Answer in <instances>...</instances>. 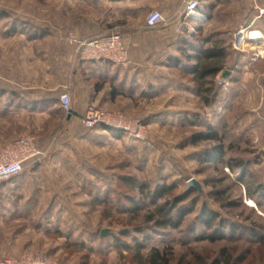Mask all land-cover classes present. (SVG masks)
<instances>
[{
	"label": "rangeland",
	"instance_id": "obj_1",
	"mask_svg": "<svg viewBox=\"0 0 264 264\" xmlns=\"http://www.w3.org/2000/svg\"><path fill=\"white\" fill-rule=\"evenodd\" d=\"M68 7L62 0H0L3 91L14 84L68 83L73 68L64 65L61 57L50 56L48 50L53 34L65 35L64 38L74 42L71 25L61 23L64 20L61 8L65 16L79 14L82 9ZM205 18L203 15V24ZM13 26L17 28L14 33ZM189 26L191 30L186 28L184 32L194 35L195 26ZM46 32L51 34L48 39L39 38ZM230 45L229 52L232 48L236 51L228 57V67L216 76L214 85L218 94L212 106H205L194 93L189 74L171 69L166 75L178 84L172 87L162 84L164 92L158 99L151 95L133 98L135 105L138 99L142 102L135 106L137 114L117 110L140 120L143 137L139 138L126 132L119 137L96 129L90 132L78 121L65 125L64 111L48 112L42 106L33 111L27 105L14 102L10 105V101L18 100L19 93L0 94V149L22 136L34 135L40 147L46 149L51 145L55 151L54 170L42 176L51 177L52 188L63 191L64 179L69 180L68 200L61 203L69 216L48 218L16 217L11 212L12 186L0 183V250L7 252L0 259L41 252L60 264H137L133 254L139 240L144 242L143 255L156 247L171 254L170 264H211L222 258L223 250L232 255V260L243 257L238 264H264V199L246 193L247 186L252 189L262 184L264 189V83L241 81V71L235 70L238 60H242L238 52L246 49L248 43L240 50L234 43ZM178 57L180 64L186 59L183 53ZM225 70L231 72L226 77ZM161 110L164 117L155 118L154 113ZM207 124H213L223 135L226 146L223 161L203 158L204 150L215 141L192 142L191 136L205 131ZM234 159L244 166H229L227 163ZM242 169L246 173L243 180ZM124 177L145 182L152 190L163 183L175 186L158 203L172 202L191 180H196L203 191L195 196V209L185 215L178 229H161L142 223L153 206H149V199L143 201L137 189H130ZM131 196L141 203L140 215L135 219L126 210L125 199ZM203 204L225 219L222 239L212 241L205 237L218 224L206 228L200 217ZM232 224L236 227L234 231ZM135 226L141 227L143 233H138ZM104 229L109 232L102 237ZM124 230L129 232L126 237L122 235ZM146 236L149 239L145 241ZM116 237L130 248L117 247ZM24 244L25 248H20Z\"/></svg>",
	"mask_w": 264,
	"mask_h": 264
},
{
	"label": "crops",
	"instance_id": "obj_2",
	"mask_svg": "<svg viewBox=\"0 0 264 264\" xmlns=\"http://www.w3.org/2000/svg\"><path fill=\"white\" fill-rule=\"evenodd\" d=\"M199 1L208 5L211 10L210 16L205 15L204 19L207 30L228 37L230 44L233 43L237 32L243 30L245 33L248 46L242 52H238L242 60H238L235 69L241 71L239 76L241 81L246 84H255L258 80L264 83V14H260V10L264 9V0ZM62 3L71 10L76 7L82 9L79 14L68 13L65 16L66 12L64 13V8H61V19H66L61 23L72 26L69 27L74 32V42H70L68 37L64 38L65 35H51L47 32L40 34L39 38L48 39L51 35L49 55L61 57L64 65L73 68L69 71L68 83L51 86L14 84L7 88L10 91L7 89L3 91L0 88V94L10 92L16 96L17 92L19 93V97L16 98L18 100L10 101V105H13V102L27 105L33 111L39 109L38 106H42L48 112L55 113L60 104L59 95L67 88L72 98V111L66 115L64 124L68 125L70 121H78L82 124V116L89 105L137 114L135 106L142 104L141 100H136L137 105H135L130 94H126V91L131 93L133 86L138 88L135 97L151 95L158 99L163 95L165 85L172 87L178 84L166 74L172 69L168 59L178 54V40L187 28L185 24L192 25L190 18L185 17L183 0H62ZM152 10H159L167 20L150 28L146 26V17ZM57 17L55 16V19ZM116 25L119 26V32L128 46L130 58L128 66L116 65L105 59H83L80 56L77 41L106 34ZM178 26H182V31H177ZM252 33L256 34V37L251 36ZM254 56L258 58L251 60L250 58ZM247 58L249 59L245 60ZM231 71L233 72L234 69ZM109 84H117L119 87L120 84L125 85L114 94ZM141 91L145 93L139 94ZM154 114L157 115L155 118L164 117L165 112L161 110ZM95 129L100 133L113 134L101 128ZM95 129L91 131L95 132ZM68 132L66 128V133ZM53 149V146L48 145L45 149L47 154L39 163L26 168L9 182H0L12 186L11 212L16 217L69 216L68 209L61 204L68 200L66 196L69 192L68 178L64 179L63 191L60 188L58 190L52 188L51 177L42 176L44 172L47 173L48 170L55 168L52 158L55 152ZM57 179L62 181L59 176ZM63 192L64 194H61ZM25 245L20 248H25ZM6 254V251L0 250V256Z\"/></svg>",
	"mask_w": 264,
	"mask_h": 264
},
{
	"label": "trees",
	"instance_id": "obj_3",
	"mask_svg": "<svg viewBox=\"0 0 264 264\" xmlns=\"http://www.w3.org/2000/svg\"><path fill=\"white\" fill-rule=\"evenodd\" d=\"M198 10L207 17L210 16L211 10L208 5L202 4L200 2ZM190 20L194 21L192 22V25L195 26L196 33L194 35H189L186 32H183L178 40V54L176 56L170 57L168 60L171 62L172 69H176L179 73H187L191 76L190 80L193 83L194 93L200 97L202 103L205 106H212L216 100V95L218 94L214 85L216 76L224 69V67H228V57L233 55L236 50L232 48L233 50L229 52L231 45L230 39L228 37H222L219 33H214L211 30H207L205 23L203 24L202 21L196 19L195 17H191ZM16 30L17 28L13 26L11 31L14 33ZM186 51H188L187 54ZM182 53L186 56V59L185 61H182V64H180L181 59L178 56H180ZM109 85L112 88V93L115 94V92L120 91L119 88L121 86L124 87L125 84H120V87L117 84ZM137 90V86H133L131 88V93L126 91V94H130L132 98H136L135 94L138 93ZM141 93L143 95L145 92L141 91L139 94ZM57 110L63 111L60 104ZM193 118L190 119L193 121ZM95 128L111 131L115 136L118 137L124 134L122 130L112 128L110 126L99 125ZM191 139L193 143H198L199 141L203 140L215 141L216 144H214L211 148L204 150L202 153L203 158L206 161H212L214 159L223 161L226 153V146L223 143V135L219 133L213 124H207L205 131L194 134L191 136ZM227 164L231 167L244 166L242 161L235 159L229 161ZM241 174L242 175L240 179L243 180L246 175L245 170L242 169ZM123 179L130 189H137L143 195V201L145 198H147L149 199V206H153V208L148 210L143 216L142 223L153 224L155 227L161 229H178L181 226L185 215L195 209L197 202L196 197L201 195L203 191L194 186H188L184 192L175 196L172 202L165 200L161 203H158L160 199H162L167 194H170L172 190L175 189V186L163 183L152 190L149 188L147 183H137V181L132 177H124ZM11 180L12 178L5 181L9 182ZM252 189L249 186L246 188V193L250 197L259 195L264 199V189L262 184H259L257 187ZM125 200L127 201L126 210L129 209L127 212L133 214V219L138 218L141 212V203L139 200L132 198V196L127 197ZM200 217L201 221L208 229H212L215 222L218 224V227L215 228L212 233L206 234V238L214 241L220 240L224 237L222 231L225 229L226 223L225 219L222 218L218 212L211 210L208 206L203 204L200 210ZM135 227L138 233H143V229L141 227ZM235 228V225L232 224V231H234ZM256 231L254 234L258 236L259 233ZM122 235L126 237L129 235V232L124 230ZM148 239L149 237L146 236L144 240L146 241ZM114 243L117 245V247H123L126 249L130 248V246L126 242H123V240H121L119 237L115 238ZM143 246L144 242L136 240L135 252L133 255L137 264H170V253L167 251L162 252L159 250V248L152 247L146 255H143L141 252ZM243 259V257H239L236 260H232V255L226 250H223L222 258H216L213 262H211V264H238L239 262L243 261Z\"/></svg>",
	"mask_w": 264,
	"mask_h": 264
},
{
	"label": "built area",
	"instance_id": "obj_4",
	"mask_svg": "<svg viewBox=\"0 0 264 264\" xmlns=\"http://www.w3.org/2000/svg\"><path fill=\"white\" fill-rule=\"evenodd\" d=\"M183 5L186 18L202 19L203 15L198 10L199 0H183ZM260 14H264V9L260 10ZM166 20L159 10H152L146 17V26L153 28ZM185 26H188L187 30H191L189 24H185ZM181 28L182 26H178L177 31L179 32ZM233 43L236 49H244V44H247V37L243 30L237 32ZM77 50L83 59H105L120 66H128L130 61L128 46L119 32L118 25L106 34L77 41ZM220 84H223V82H220ZM59 102L65 114H70L72 111V98L67 88L60 93ZM81 122L87 129L105 125L130 133L138 138L143 137V124L140 120H134L121 111H112L89 105L82 116ZM46 154V150L38 145L34 135L22 136L5 145L0 149V182L18 176L26 168L39 163ZM0 264L60 263L41 252H25L18 256L1 258Z\"/></svg>",
	"mask_w": 264,
	"mask_h": 264
},
{
	"label": "water",
	"instance_id": "obj_5",
	"mask_svg": "<svg viewBox=\"0 0 264 264\" xmlns=\"http://www.w3.org/2000/svg\"><path fill=\"white\" fill-rule=\"evenodd\" d=\"M229 73H230L229 70H225L223 76L226 77ZM188 185L194 186V187L198 188L199 190H202L199 183L196 180H191ZM108 232H109V229L102 230L101 236L102 237L105 236Z\"/></svg>",
	"mask_w": 264,
	"mask_h": 264
},
{
	"label": "bare ground",
	"instance_id": "obj_6",
	"mask_svg": "<svg viewBox=\"0 0 264 264\" xmlns=\"http://www.w3.org/2000/svg\"><path fill=\"white\" fill-rule=\"evenodd\" d=\"M251 36H253V37H256V34L252 33V35H251Z\"/></svg>",
	"mask_w": 264,
	"mask_h": 264
}]
</instances>
